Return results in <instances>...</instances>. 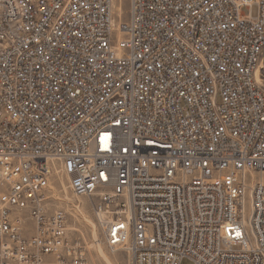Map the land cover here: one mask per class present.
<instances>
[{"label":"built area","instance_id":"1","mask_svg":"<svg viewBox=\"0 0 264 264\" xmlns=\"http://www.w3.org/2000/svg\"><path fill=\"white\" fill-rule=\"evenodd\" d=\"M55 175L129 264H264V0H0V264H84Z\"/></svg>","mask_w":264,"mask_h":264},{"label":"rangeland","instance_id":"2","mask_svg":"<svg viewBox=\"0 0 264 264\" xmlns=\"http://www.w3.org/2000/svg\"><path fill=\"white\" fill-rule=\"evenodd\" d=\"M244 11L249 12L250 10L245 8ZM251 12L253 15H257V7H253ZM50 191L55 208H63L68 213L67 237L69 242L78 249V254L82 256L84 264H109V262L111 264H129L130 256L126 250L112 251L108 247L96 224L90 204L84 197L73 194L68 188L64 176H53ZM81 202L83 203L82 208L78 206ZM25 216V222L29 227V232L26 235L31 236L33 223L27 218V214ZM95 233L97 237H95ZM107 259L110 261L108 262ZM183 264H195V262L186 258L183 260Z\"/></svg>","mask_w":264,"mask_h":264},{"label":"bare ground","instance_id":"3","mask_svg":"<svg viewBox=\"0 0 264 264\" xmlns=\"http://www.w3.org/2000/svg\"><path fill=\"white\" fill-rule=\"evenodd\" d=\"M64 189H66V188H64ZM66 191V190H65ZM76 205V204H75ZM78 206H80V208H82V206H83V203L81 202V203H79V205ZM90 222V221H89ZM91 224V223H90ZM95 237H97V235H96V233H95ZM99 245V244H98ZM100 248V247H99ZM103 256H104V253H103ZM105 257V256H104ZM108 260V259H107ZM110 260H108V262H109ZM109 264H111L110 262H109Z\"/></svg>","mask_w":264,"mask_h":264}]
</instances>
